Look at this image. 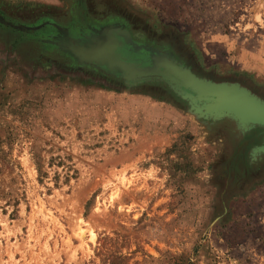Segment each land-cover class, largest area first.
I'll return each mask as SVG.
<instances>
[{
    "label": "rangeland",
    "instance_id": "obj_1",
    "mask_svg": "<svg viewBox=\"0 0 264 264\" xmlns=\"http://www.w3.org/2000/svg\"><path fill=\"white\" fill-rule=\"evenodd\" d=\"M72 16L264 100V0H0V264H264L260 137L118 80L147 65L69 64L49 35Z\"/></svg>",
    "mask_w": 264,
    "mask_h": 264
},
{
    "label": "water",
    "instance_id": "obj_2",
    "mask_svg": "<svg viewBox=\"0 0 264 264\" xmlns=\"http://www.w3.org/2000/svg\"><path fill=\"white\" fill-rule=\"evenodd\" d=\"M154 55H150V65L145 67L147 69L126 78L120 73L118 80L128 87L143 83L164 84L188 105L190 112L203 121H229L233 124L234 132L239 139L252 131L256 132L255 137H260V144L251 147L249 158L251 161H256L264 156V114L253 108L251 111L253 117H249L251 123L243 122L241 124L233 113L235 109L242 111L246 104L235 95L240 94L254 103L264 104L262 98L238 82H215L201 78L188 67L178 63L176 59L162 60L154 58ZM184 74L192 82L186 81ZM255 151H258L256 155Z\"/></svg>",
    "mask_w": 264,
    "mask_h": 264
},
{
    "label": "bare ground",
    "instance_id": "obj_3",
    "mask_svg": "<svg viewBox=\"0 0 264 264\" xmlns=\"http://www.w3.org/2000/svg\"><path fill=\"white\" fill-rule=\"evenodd\" d=\"M73 17V16H72ZM90 18V17H89ZM92 19V18H91ZM110 19V18H109ZM116 19V18H115ZM75 18H72L71 21V27H65L61 31L56 30L55 35V40L57 44H54L55 46L58 45L59 42L62 43L61 49L65 53V58L68 60L69 64H72V60L78 64H82L83 62H78L75 59H77V54H94V57L96 59H108V62L116 68H120L121 66H124V68L130 69L135 65L138 66H149L150 65V55H154V58L157 59H168L172 60L175 59L173 54L169 55V58H167V54L164 52H167L168 50L165 49L163 46L161 49L164 51L163 53L154 50L150 46L147 45V43H144L140 37L138 39L140 42L135 39L133 36H131V33H126L127 27L118 24L116 22H119L118 20H112L107 22L106 24L102 26H95V24H90L87 27H81V26H76V23H73ZM89 23V22H88ZM92 23V21H91ZM120 26V27H119ZM110 31H114L113 34L109 33ZM59 32V33H58ZM111 34V36L104 38L103 36L107 33ZM58 33V35H57ZM93 36V37H92ZM83 37H88L90 41L88 43L82 42ZM104 38V39H103ZM97 40L101 44H104V47H108L112 45L113 47L115 46V50H113V53L108 56L100 55L94 50V46L91 43L92 41ZM103 39V40H102ZM92 46V47H91ZM53 47H48V50L51 51ZM167 50V51H166ZM46 51V50H45ZM59 52V51H58ZM50 57V56H49ZM121 58L123 61H132V63L129 62H122L121 64L115 63L110 58ZM111 58V59H112ZM62 63V62H61ZM76 64V65H78ZM117 65V66H116ZM65 66V65H64ZM72 66V65H71ZM119 66V67H118ZM103 68V67H102ZM89 70H92L90 67L86 68ZM122 69V68H120ZM94 70V69H93ZM105 72H108L105 68H103ZM184 77H186V81H190L189 78L184 74ZM191 85V83H189ZM238 94V93H237ZM236 98H240L241 102H245V106L243 107L244 109L242 111L240 110H234L233 113L235 114L236 118L240 120V123L242 124L243 122H249V117H253V108H256V110H259L264 114V104L262 103H254L253 101H250L249 99L245 98L242 95H235ZM245 100H244V99ZM251 119V118H250ZM253 120V119H252ZM207 132V131H206ZM234 132V131H233ZM258 152L255 151V155ZM83 235V234H81ZM83 241L86 239L85 235L82 236Z\"/></svg>",
    "mask_w": 264,
    "mask_h": 264
},
{
    "label": "flooded vegetation",
    "instance_id": "obj_4",
    "mask_svg": "<svg viewBox=\"0 0 264 264\" xmlns=\"http://www.w3.org/2000/svg\"><path fill=\"white\" fill-rule=\"evenodd\" d=\"M89 25H90V24H89ZM102 25H104V24H102ZM102 25H97V24H96V26H102ZM87 26H88V25H86L85 27H87ZM85 27H84V28H85ZM126 27H127V26H126ZM53 30H54L53 32H54V34H55V33H56V29L53 28ZM54 34L51 33V34L49 35V38H50V40L52 41V42H51L52 44H53V43H54V44L57 43L56 40L54 39V36H55ZM143 42H144V41H143ZM60 43H61V42H60ZM144 43H145V42H144ZM147 45H150V46H153V47L158 46V45H155V46H154V45H152V44H150V43L147 44ZM54 46H55V45H54ZM55 47H56V46H55ZM168 51H169V50H168ZM169 52H170V51H169ZM99 74H100V73H99ZM102 75H103V74H102ZM105 76H106V75H105Z\"/></svg>",
    "mask_w": 264,
    "mask_h": 264
},
{
    "label": "trees",
    "instance_id": "obj_5",
    "mask_svg": "<svg viewBox=\"0 0 264 264\" xmlns=\"http://www.w3.org/2000/svg\"><path fill=\"white\" fill-rule=\"evenodd\" d=\"M183 264H192L190 260L183 262Z\"/></svg>",
    "mask_w": 264,
    "mask_h": 264
}]
</instances>
